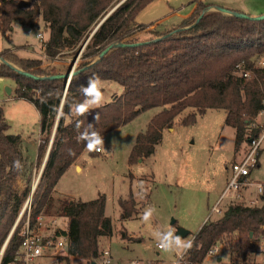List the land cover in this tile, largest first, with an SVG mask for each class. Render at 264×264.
Segmentation results:
<instances>
[{
  "label": "trees",
  "instance_id": "1",
  "mask_svg": "<svg viewBox=\"0 0 264 264\" xmlns=\"http://www.w3.org/2000/svg\"><path fill=\"white\" fill-rule=\"evenodd\" d=\"M150 1L124 0L110 12L86 45L83 60L87 57L91 60L74 68L66 90L63 78H47L65 73L66 69L54 72L42 67L40 59H16L22 71L37 76L33 77L2 65L14 71L15 96L31 102L38 111L40 136H49L59 114L33 193L30 229L37 227L42 211L55 202L52 193L61 175L87 149L86 141L78 137L89 124L104 137L140 112L159 107L145 130L137 133L129 152V164L154 153L164 128H171L175 122L193 123L198 114L208 109L224 110L225 124L235 129V151L242 141L259 136L261 127L254 125V117L264 109V69L256 67L255 60L264 55V18L236 17L232 13L237 10L222 11L216 9L218 5L199 1L177 26L164 31L152 29L151 35L143 40L129 39L114 46L113 43L144 26L135 22L134 17ZM109 3L111 0H0V33L8 39L15 24L31 30L40 18L48 27L45 56L54 58L64 50H79L91 26L119 2ZM212 36L217 43L208 41ZM241 62L251 71L247 80L233 73L235 65ZM92 76L120 83L123 92L113 101L77 117L72 108L84 101L81 86H87ZM8 128L0 106V249L7 240L0 264L18 260L22 230L19 225L10 230L29 195L28 186H17L18 178L25 175L22 141L19 134L9 133ZM38 151H46L41 143ZM17 160L22 165L19 169L13 166ZM57 201L67 225L56 232L68 236V256L90 264L101 251L99 237L113 233L111 218L105 214V195L91 200ZM118 204L121 219L139 211V201L132 193L127 198L120 197ZM219 214L213 220L208 217L194 233L192 248L183 254L180 264H202L208 252L219 244L233 263L246 261L250 253L257 251L264 225V196L258 206L230 201ZM62 258L67 259L65 255Z\"/></svg>",
  "mask_w": 264,
  "mask_h": 264
},
{
  "label": "rangeland",
  "instance_id": "2",
  "mask_svg": "<svg viewBox=\"0 0 264 264\" xmlns=\"http://www.w3.org/2000/svg\"><path fill=\"white\" fill-rule=\"evenodd\" d=\"M121 1L123 0H111L109 5ZM205 1L208 3L220 0ZM231 1L243 4L245 7L241 9V13L251 17L252 15L248 14L250 10L257 12L255 8H258L259 3L264 2V0ZM198 2L199 0L150 1L134 17L135 22L144 26L118 43L129 39L143 40L151 35L149 31L152 29L164 31L177 26L191 11V7L197 6ZM111 9L107 10L106 15ZM260 10H264L263 7ZM263 15L264 12L260 16ZM158 18L161 19V24H158ZM98 24L91 26L79 50L78 48L64 50L54 58L45 56V47H42V44L48 36V27L40 18L37 26L31 30L15 24L8 39L3 38L0 33V106L9 125L8 132L19 134L22 141L19 147L25 157V175L18 178L17 186L29 187V195L10 232L14 225L15 227L19 225L20 230L26 227L33 203V193L40 180L47 151L51 147L55 132L53 126L48 137L47 134L40 136V117L35 106L15 96L16 84L12 79V73L13 70L21 71L15 61L18 58H37L42 61V67H49L52 71L61 73L70 66V74H73L78 64L91 60V57L83 60V56L86 45ZM37 33L43 36L42 41L36 37ZM207 39L210 43H217L213 40V36ZM94 57L97 59V55ZM2 65H7L13 70L2 68ZM100 80L103 86L104 104L113 101L123 92L120 83ZM67 86L66 83L64 88L67 89ZM6 87L11 89L10 93L7 92ZM159 110V107L144 110L129 122L109 131L104 136V150L101 153L90 154L85 149L75 162L76 168L69 167L59 178L52 193L55 202L52 201L51 206L42 211L40 224L37 223V227L33 230L42 232L48 228L66 227L67 218L59 213L57 200L66 198L91 200L99 194H104L105 214L111 218L113 233L111 236L99 237V246L100 249H110L114 259L113 264H128L132 259L143 261L147 258H150L153 264H172L180 252H164L157 249L155 231L169 226L176 230L178 227L183 228L189 231V234L183 237L187 242L192 240L194 233L205 219L210 216L209 220H213L221 216L213 212L212 208L222 199L218 197L228 183L232 162L242 160L250 146L249 141H242L235 151V129L225 124L224 110L208 109L198 114L193 123L185 125L175 122L171 128H164L160 141L155 145L154 153L129 164V152L137 133L145 130L151 116ZM254 121L261 128L264 127L263 116L256 115ZM40 143L46 149L45 152L38 151ZM257 151L259 165L251 170V177L253 180L262 181L264 180V137ZM130 193L139 201V211L130 218L121 219L118 199L127 198ZM230 193L227 192L226 196ZM243 196L248 197L247 192H243ZM229 199L223 197L218 207L222 208ZM149 207L155 208V212L150 222L145 223L142 216ZM5 242L3 245L6 247ZM2 247L0 252L5 249L4 247L2 250ZM215 249H217L215 255L211 257L207 255L202 264H205L209 258L215 259L217 264H257L260 260V253L255 251L248 255L246 261L233 263L221 244ZM57 256L58 260L54 256H43L26 262L18 259L13 264H87L84 259L68 256V253L65 255L66 260L62 258V252ZM218 258L220 260H217Z\"/></svg>",
  "mask_w": 264,
  "mask_h": 264
},
{
  "label": "built area",
  "instance_id": "3",
  "mask_svg": "<svg viewBox=\"0 0 264 264\" xmlns=\"http://www.w3.org/2000/svg\"><path fill=\"white\" fill-rule=\"evenodd\" d=\"M36 37L38 38V40L42 41L43 36L41 35V33H37ZM42 47H44V43L42 44ZM255 66L264 69V55L256 59ZM233 73L245 80L251 77V71L247 69L242 62L235 65ZM68 80H70V77ZM257 116H263L264 118V109L260 110ZM254 125L260 126L256 122L254 123ZM263 137L264 127L261 128V133L257 138H252L249 140L250 148L246 156L240 161L232 162L230 178L223 192L218 197V199L220 197H222V199L217 202V205L213 206V212L215 211L217 213H221V208H219L218 205L223 200V197L230 198L228 202L245 200V204L251 206H258L262 204L264 196V180H253V178L251 177V170L259 165L257 164V150L260 147ZM227 192L231 193L227 194L226 196ZM243 192H247L248 197H244ZM40 220L41 217L38 219L39 224ZM56 230L57 229L48 228L42 232L34 231L33 229H30L29 220H27L25 229H22L23 238L21 244L18 247V259H22L26 262L28 260L40 258L43 256L55 257L59 252H62L63 256L66 255L68 249V236L65 234L57 233ZM262 230L263 231L261 232L257 240V252L260 253V260L257 264H264V225L262 226ZM156 246L157 249L161 250L158 247L157 243ZM4 247L5 245H3L2 250L4 249ZM216 250L217 249H211L208 252V256L210 252H215ZM2 252L3 251L0 252V261ZM183 254L184 253H179L178 258L174 260L172 264H180ZM94 261L96 264L114 263L112 253L108 248L101 249L98 257ZM128 264H153V261L150 258H147L143 261L132 259Z\"/></svg>",
  "mask_w": 264,
  "mask_h": 264
},
{
  "label": "clouds",
  "instance_id": "4",
  "mask_svg": "<svg viewBox=\"0 0 264 264\" xmlns=\"http://www.w3.org/2000/svg\"><path fill=\"white\" fill-rule=\"evenodd\" d=\"M102 82L98 76L89 78L87 86H81L82 94L85 99L83 102L75 104L72 108L74 115L77 117L84 116L92 108H99L104 104V94L102 91ZM80 127V121H77V128ZM79 140L86 141V148L89 152L104 150V137L96 132L92 125L89 124L83 132L80 133ZM15 168H21L20 161H14ZM155 208L149 207L143 214L142 219L145 223L150 222ZM176 229L169 226L155 231L154 238L158 247L164 252L186 253L192 248L191 241H185L181 236L176 234ZM215 252H210L209 257L214 256ZM205 264H217L215 259H207Z\"/></svg>",
  "mask_w": 264,
  "mask_h": 264
},
{
  "label": "water",
  "instance_id": "5",
  "mask_svg": "<svg viewBox=\"0 0 264 264\" xmlns=\"http://www.w3.org/2000/svg\"><path fill=\"white\" fill-rule=\"evenodd\" d=\"M124 1V0H123ZM123 1H121V2H119L116 6H114L112 9H111V11L110 12H112L120 3H122ZM216 9H219V10H222V11H226V9L225 8H221V7H216ZM110 12L99 22V24L96 26V28L102 23V21L110 14ZM234 16H236V17H242V18H253V19H261V18H264V15L263 16H248V15H245V14H243V13H241V12H238V11H235V12H233L232 13ZM95 28V29H96ZM26 29H28V28H26ZM95 29H94V31H95ZM93 31V32H94ZM123 43H117V44H115L114 46H120V45H122ZM72 60H74V59H72ZM73 63V62H72ZM70 69H71V67L69 66L67 69H66V71H65V73H62V74H57V75H53V76H50V77H47V78H50V79H58V78H63V80H64V83L66 84H68V79H69V77L72 75V74H70ZM20 72H22L23 74H26V75H32V74H30L29 72H24V71H20ZM73 73H74V71H73ZM70 74V75H69ZM68 75H69V77H68ZM33 77H37V76H35V75H32ZM6 90H7V92L8 93H10L11 92V89L9 88V87H6ZM66 90V89H65ZM58 118H59V114L57 115V118H56V122H55V126H54V130H55V127H56V125H57V120H58ZM54 137V136H53ZM53 139V138H52ZM48 152H49V150L47 151V154H48ZM16 224V223H15ZM15 226V225H14ZM176 234L177 235H179V236H181L182 238L183 237H185V236H187L188 234H189V231H187V230H185V229H183V228H180V227H178L177 228V231H176ZM7 242V241H6ZM217 260H220V258H218ZM90 264H96L95 263V261H91L90 262Z\"/></svg>",
  "mask_w": 264,
  "mask_h": 264
},
{
  "label": "crops",
  "instance_id": "6",
  "mask_svg": "<svg viewBox=\"0 0 264 264\" xmlns=\"http://www.w3.org/2000/svg\"><path fill=\"white\" fill-rule=\"evenodd\" d=\"M199 1H201V0H199ZM203 2H205L206 3V1L205 0H202ZM209 4H213V5H220V6H222V7H227V8H233L232 10H236V9H238L237 11H240V12H242L241 11V9L243 8V7H245L243 4H241L240 2H238V3H235V2H233V1H231V0H220L219 2H212V1H210V2H208ZM254 5H256V4H254ZM253 5V6H254ZM248 7H252V6H249L248 5ZM261 7H263V9H264V2H262V3H259L258 4V8H255V11H257V12H252V10H250V12L248 13L249 15H252V16H255V15H262L263 14V12H264V10H260L261 9ZM195 7H191V11L188 13V15L193 11V9H194ZM184 18V17H183ZM161 19L160 18H158V24H161V21H160ZM163 21V20H162ZM145 23V22H144ZM156 24V23H155ZM99 153H101V152H99ZM82 154V153H81ZM80 157V156H79ZM79 157H78V159H79ZM77 159V160H78ZM76 162V161H75ZM75 162L71 165V166H73L74 168H76V166H75ZM70 166V167H71ZM206 220V219H205ZM205 220H204V222H205ZM203 224V223H202ZM201 226V225H200ZM199 228V227H198Z\"/></svg>",
  "mask_w": 264,
  "mask_h": 264
},
{
  "label": "bare ground",
  "instance_id": "7",
  "mask_svg": "<svg viewBox=\"0 0 264 264\" xmlns=\"http://www.w3.org/2000/svg\"><path fill=\"white\" fill-rule=\"evenodd\" d=\"M71 77V76H70Z\"/></svg>",
  "mask_w": 264,
  "mask_h": 264
},
{
  "label": "flooded vegetation",
  "instance_id": "8",
  "mask_svg": "<svg viewBox=\"0 0 264 264\" xmlns=\"http://www.w3.org/2000/svg\"><path fill=\"white\" fill-rule=\"evenodd\" d=\"M261 133V132H260Z\"/></svg>",
  "mask_w": 264,
  "mask_h": 264
}]
</instances>
